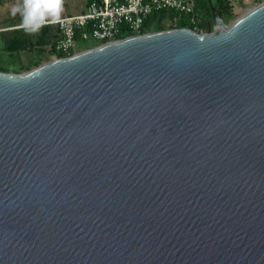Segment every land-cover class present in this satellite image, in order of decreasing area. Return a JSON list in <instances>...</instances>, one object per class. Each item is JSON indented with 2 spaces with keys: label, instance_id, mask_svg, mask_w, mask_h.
Wrapping results in <instances>:
<instances>
[{
  "label": "water",
  "instance_id": "water-1",
  "mask_svg": "<svg viewBox=\"0 0 264 264\" xmlns=\"http://www.w3.org/2000/svg\"><path fill=\"white\" fill-rule=\"evenodd\" d=\"M0 69V264H264V1Z\"/></svg>",
  "mask_w": 264,
  "mask_h": 264
},
{
  "label": "built area",
  "instance_id": "built-area-1",
  "mask_svg": "<svg viewBox=\"0 0 264 264\" xmlns=\"http://www.w3.org/2000/svg\"><path fill=\"white\" fill-rule=\"evenodd\" d=\"M161 8L193 13L196 0H92L85 11L60 15L48 22L59 27L60 33L54 45L56 51L70 55L77 51L79 39L93 38L105 42L119 38L118 34L124 28L139 32L146 16ZM193 20L195 23L202 18L194 16Z\"/></svg>",
  "mask_w": 264,
  "mask_h": 264
},
{
  "label": "rangeland",
  "instance_id": "rangeland-1",
  "mask_svg": "<svg viewBox=\"0 0 264 264\" xmlns=\"http://www.w3.org/2000/svg\"><path fill=\"white\" fill-rule=\"evenodd\" d=\"M264 0H231L233 15L226 20L229 24H232L239 16L244 14L250 8L256 6L258 3ZM198 2V0H197ZM210 2V0H209ZM200 3V0H199ZM87 0H0V25H13L16 23H30L33 21H39V19L45 16L48 20L64 14H74L81 12L85 9ZM202 5V4H201ZM211 7V4H210ZM180 18L191 15V22H193V17H201L203 19L204 14L206 16H211L205 18L208 23L214 24L215 19L213 17V11H207L206 7L200 8V10H195L193 13L186 11H179ZM48 20L46 22H48ZM170 20L167 19L166 23ZM198 22V21H197ZM194 23V22H193ZM38 24V23H37ZM36 24V25H37ZM56 24V23H53ZM34 25V24H33ZM28 27V26H26ZM4 28H1L2 30ZM10 29V28H9ZM199 31H207L206 29H200L196 26ZM154 31V30H151ZM145 33V32H143ZM5 32L0 31V69L5 71H26L29 70L24 68L26 65H31L33 68L37 65L33 64L34 60L41 56V63L49 61L58 55L56 52H51L47 46L34 47L33 49H24L20 51H10L5 49ZM95 39L91 38L88 40L79 39L77 41V51H81L96 45L91 43Z\"/></svg>",
  "mask_w": 264,
  "mask_h": 264
},
{
  "label": "trees",
  "instance_id": "trees-1",
  "mask_svg": "<svg viewBox=\"0 0 264 264\" xmlns=\"http://www.w3.org/2000/svg\"><path fill=\"white\" fill-rule=\"evenodd\" d=\"M92 0H87L86 7L83 11L87 9L88 3ZM215 5L218 6L221 10V13L225 20H228L229 17L233 15L231 0H213ZM202 4V5H201ZM206 7L207 11H211L210 2L209 0H196V10H200V8ZM211 17L206 16L204 14L202 21L199 22H191V15L189 14L186 17L180 18V12L176 9L172 8H161L152 11L148 14L144 20V24L139 31L140 33L148 32L151 30H161L170 27H177V26H189L192 28H196V26L200 29L209 30L212 27V24L208 23L205 18ZM56 18V17H53ZM51 18V19H53ZM167 19L170 20L169 23H166ZM45 19L41 18L39 21L43 22ZM14 25V24H13ZM15 25H18L16 23ZM9 26V25H7ZM7 26L0 30L5 32V49L10 51H20L24 49H33L34 47L40 46L49 49L51 52H56L58 56H66V53L56 51L55 49V40L59 36V27L57 24H53L52 22H44L34 26L28 27H13L7 28ZM133 31L129 28H124L119 34L118 37H125L131 34L139 33ZM100 43V41H93L91 44L96 45ZM41 56H38L37 59L34 60L35 65H39L41 63ZM31 65H26L24 68L31 69ZM20 72V70H18Z\"/></svg>",
  "mask_w": 264,
  "mask_h": 264
},
{
  "label": "crops",
  "instance_id": "crops-1",
  "mask_svg": "<svg viewBox=\"0 0 264 264\" xmlns=\"http://www.w3.org/2000/svg\"><path fill=\"white\" fill-rule=\"evenodd\" d=\"M44 17V19H45V21H43V22H36V21H33V20H31L32 22H30V23H20V24H18L17 26H14V27H26V26H34V25H36L37 23L38 24H40V23H44V22H46V20H48L45 16H43ZM34 24V25H33ZM1 26V28H5L7 25H0ZM12 26L13 25H9V26H7V28H12Z\"/></svg>",
  "mask_w": 264,
  "mask_h": 264
}]
</instances>
